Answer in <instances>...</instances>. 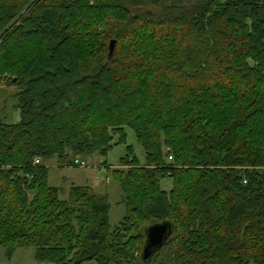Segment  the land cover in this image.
<instances>
[{"label":"trees","instance_id":"obj_1","mask_svg":"<svg viewBox=\"0 0 264 264\" xmlns=\"http://www.w3.org/2000/svg\"><path fill=\"white\" fill-rule=\"evenodd\" d=\"M1 80L19 91V122H0L8 258L264 264V0H0ZM127 128L145 157L112 171L111 228L107 197L61 198L44 163L105 157ZM163 221L165 257L144 263L142 226Z\"/></svg>","mask_w":264,"mask_h":264},{"label":"rangeland","instance_id":"obj_2","mask_svg":"<svg viewBox=\"0 0 264 264\" xmlns=\"http://www.w3.org/2000/svg\"><path fill=\"white\" fill-rule=\"evenodd\" d=\"M18 89L12 84H6L0 81V122L10 124L18 118L19 112L15 109L17 105ZM126 139L124 144L113 146L112 150L105 157L94 154L87 158H78L85 163V167L80 168L74 165L61 167L56 160H49L44 163L48 168V184L56 187L61 198L68 196L71 187H90L97 195L107 197L110 205L109 224L114 228L120 224L125 213V208L121 203L122 191L119 185L112 178V171L121 169L120 162L127 154V148L131 147L137 160L144 163V151L137 143L135 134L130 129H125ZM118 140L116 136L112 144ZM40 163V160L37 161ZM162 190L169 192L172 187L171 180H164L161 184ZM146 223L142 228L150 226ZM171 238V235L170 237ZM168 238V239H169ZM167 239V240H168ZM155 255L162 259L165 257V251L160 249ZM152 258V259H153ZM151 259V260H152ZM151 262V261H150ZM149 262V263H150ZM0 264H51L47 262L38 263L34 260V249H16L12 256L8 258L4 248L0 247ZM84 264H95L94 262Z\"/></svg>","mask_w":264,"mask_h":264},{"label":"water","instance_id":"obj_3","mask_svg":"<svg viewBox=\"0 0 264 264\" xmlns=\"http://www.w3.org/2000/svg\"><path fill=\"white\" fill-rule=\"evenodd\" d=\"M115 49V41L109 44V57ZM173 233V225L168 221L153 224L145 228V245L142 250L141 259L144 263H149L154 254L163 248L167 239Z\"/></svg>","mask_w":264,"mask_h":264},{"label":"built area","instance_id":"obj_4","mask_svg":"<svg viewBox=\"0 0 264 264\" xmlns=\"http://www.w3.org/2000/svg\"><path fill=\"white\" fill-rule=\"evenodd\" d=\"M167 159H168V161L172 160V158L170 156ZM37 161L38 160H35V163H37ZM74 165L77 166V167H80V168L85 167V163L82 160H79V159H75L74 160Z\"/></svg>","mask_w":264,"mask_h":264},{"label":"crops","instance_id":"obj_5","mask_svg":"<svg viewBox=\"0 0 264 264\" xmlns=\"http://www.w3.org/2000/svg\"><path fill=\"white\" fill-rule=\"evenodd\" d=\"M19 122V116H18V118H16L15 120H13V122L12 123H10L11 125H15V124H17Z\"/></svg>","mask_w":264,"mask_h":264}]
</instances>
